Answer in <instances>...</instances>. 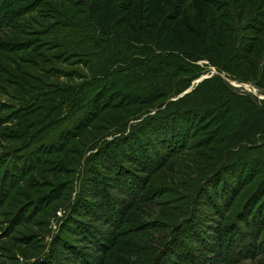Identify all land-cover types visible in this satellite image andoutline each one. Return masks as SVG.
<instances>
[{"label": "trees", "instance_id": "1", "mask_svg": "<svg viewBox=\"0 0 264 264\" xmlns=\"http://www.w3.org/2000/svg\"><path fill=\"white\" fill-rule=\"evenodd\" d=\"M18 1H0V93L6 97L5 100L0 98V143L9 141L14 144L11 148L0 151V197L3 194V205H7L6 213L9 214H12V205L18 201L24 203L17 209V214L13 215L16 216L15 226L31 221L35 212L43 208L35 218L40 216L37 224L41 232H44L43 226L53 213L54 206L50 203L52 198H33L30 197V192L39 190L47 183L56 184L59 193L71 187L72 178L61 181L59 177L77 171L74 168L80 160L75 156L77 150L93 146L89 141L90 137L94 138L96 144L106 136L120 133L112 140L102 141L105 144L89 155L91 160L84 161L80 191L74 207L66 214L61 234L57 237V247L54 250L48 249L45 253L42 251L41 256L30 264H103L104 255L97 260L98 255H93L95 251L90 249L87 254L79 246L78 242L83 249L91 248L88 240L94 243L95 248L100 247L103 251L119 247V257L124 255L125 260L141 262L142 247H149L147 243H152L151 232L158 227L164 228V231L166 224L171 226L163 220L148 222L142 218L141 224L129 226L133 221L131 213L136 208L141 210L138 214L150 217L147 214L150 211L148 204L162 207L169 201H162L158 196L153 198V191L147 190L155 175L163 170L169 163L168 160L181 153L197 149L196 147H209L216 151L215 155H223V160L215 165H226L225 170L228 168L230 171V165L243 162L242 169L237 172L239 176L246 165L243 160L247 154H228L254 129L264 125V109L247 97L228 98L225 103L215 104L216 100L224 97V90L230 87L222 85L218 75L204 79L193 86L190 92L177 98L178 94L190 88L192 80L200 74L196 61L208 58L204 54H187L179 48H163L159 41L163 31L170 30L181 18L186 4L183 0L176 2L173 13L167 16V27L162 26L160 32L153 37L154 42L148 34L151 32L150 21L157 11L156 0H138L141 11L147 17L145 21L139 18L137 27L132 24L134 21L131 19L135 17L132 14L135 0H130V7L121 0H63L72 7L84 9L83 11L89 8L92 15L90 19L93 21L79 18L83 11L76 15L54 6L50 9L52 20L48 22L37 18L32 20L34 17L31 19V6L28 4L19 8ZM205 1L208 6L199 9L203 21L208 16L216 17L223 7L236 8L232 0ZM35 4H38L37 0L32 5ZM116 12L122 14V18L114 23L112 29L119 30L118 25L123 22L126 24L123 33L112 32L100 24L103 17L109 22L107 19H112ZM16 13L28 15L22 23L11 22L17 17ZM257 14L251 19L254 24L248 28L254 29L253 37L248 38L243 51H237L240 53L237 56L241 58L254 50V39L264 32V12L259 16ZM226 15L228 14H224ZM219 16L221 17L220 14ZM96 17L100 20H94ZM218 25L222 27L224 37L228 38L224 33V25L210 19L206 27L212 31V38L218 32ZM9 26L13 29H8ZM88 29H92L94 34L91 35ZM24 31L37 34L32 36L35 37L33 40H28L31 37L22 38ZM134 33H138V40L133 36ZM195 35L202 34L197 32ZM231 45L229 39L222 47L228 50ZM40 48L45 49L38 52L37 49ZM51 63V66H43ZM216 81L221 85H212ZM107 93L109 94L106 96ZM5 110L6 114H1ZM140 118L143 119L131 124L128 129L132 119ZM70 119H76L74 127L68 131L69 134H63L60 144L55 141L43 142L40 147L34 148L49 126L56 127ZM213 121H218L216 128H213ZM206 126L208 129L213 128L211 132L199 141L194 140ZM255 138L256 134L253 139ZM74 139L76 142L81 140L84 146L72 148L73 144L70 143ZM97 145L98 143L96 148ZM176 148L179 149L174 152ZM239 148L246 150L245 146ZM129 165H136L133 168L137 172ZM250 166L245 177L241 175L238 179L233 178L234 183L227 184L228 177L224 176L214 182L222 193L227 185L230 191L236 185V190L229 194V199L234 195V198L239 197L258 171L256 161ZM235 173L232 171L229 175L235 177ZM34 174L37 181L32 180L33 178L26 179V175ZM53 175L58 177L56 182L50 180ZM42 176L47 179L41 178ZM19 187L28 194H24ZM88 203L92 208L84 206ZM249 211L250 215L243 220L241 233L237 229L232 231L231 227H222L218 236L216 235V241L207 245L205 250L202 248L200 254H194L197 251L191 247L190 242H197V239H192L191 235L196 230L198 233L202 232V239L210 243V239H207L210 236L208 231L204 228L199 230L201 226L196 228L195 220L190 216L177 220L165 239L166 252L161 254L160 250L153 259V264H199L195 258L203 256L204 251L213 252L211 256H203L201 264H231L230 257H240L242 254L241 247H254L264 235V205L254 213V209ZM159 212L163 214L162 211ZM222 232L227 236L226 249L222 239L220 240ZM243 233L248 242L242 240ZM154 237L159 238L156 234ZM172 237L174 238L171 239ZM6 238L12 240L8 236ZM212 239L215 240L214 237ZM35 241L26 248L19 244L23 256L28 255L25 251L27 248L36 247L30 246ZM229 245L233 250L231 252L227 250ZM159 253L161 256L158 258ZM116 262L125 263L120 258Z\"/></svg>", "mask_w": 264, "mask_h": 264}, {"label": "rangeland", "instance_id": "2", "mask_svg": "<svg viewBox=\"0 0 264 264\" xmlns=\"http://www.w3.org/2000/svg\"><path fill=\"white\" fill-rule=\"evenodd\" d=\"M121 1H124V5L130 7V0ZM135 1L132 13L135 17H132L131 19H133L134 21L132 22V24L137 27L139 18L145 21L147 16L146 13L141 11L142 8L139 1ZM177 1L178 0H156L157 11L153 16L154 18L150 21L151 32L148 34L149 38L152 37L151 41L154 42L153 37H155L158 32H160V29L163 25H165V28L167 27V16L173 13L174 6ZM183 1L186 4L185 8H183L181 18L175 22L174 26L170 28V30L163 31V34L160 35L159 41L164 46L163 48H179L182 52H185L187 54L193 56H200L204 54L208 58H201L196 61L197 66H199L198 71L200 74L192 80L193 82L190 88H188L185 92H181L180 94H178L177 98L186 94L188 90H192L193 86L198 85L204 79L210 78L213 75H218L221 78L219 82H221L222 85L226 84L230 87L229 89L224 90V97L216 100L215 104L225 103L228 101V98L238 99L241 97H247L251 101H254L255 104L261 106L264 109V32L258 34L257 38L254 39V50L252 52H250L245 58L237 56L240 54L239 52L237 53V51H243V49L245 48L244 45L247 44L248 38L253 37L254 35V29L248 28L251 26V24H254V21H251L254 15H256L259 11L260 12L257 14V16H259L261 12H264V0H232V2L235 3L236 8L223 7L220 9L219 13L221 17L219 16V14L216 17L208 16L206 21H203V15H200L199 12L200 8H206V6H208L205 0ZM222 1L225 2L224 0H221V2ZM33 2L34 0H19L17 4L20 6L19 8H23L24 6H27L29 4L28 6H31L30 11H32V13H30L32 14L31 19L34 17L32 20L37 18L42 22H48L52 20V11H50V9L54 6H58L64 9L66 12L76 15L84 10H80V7L78 6L72 7L71 5L65 3L63 0H37L38 4L32 5ZM243 8H246V11H243ZM21 14L22 13H16L15 16L17 17L11 22L22 23V20L26 18L28 14L26 16H21ZM224 14L228 15L224 16ZM79 16V18H81L82 20L93 21L92 19H90L92 15L89 12V8L83 11V14H80ZM121 18L122 14L116 12L113 14L112 19L110 17L107 19L109 20V22L105 20V17H103V19L101 20L96 17L94 18V20L99 19L100 24L106 26L112 32L123 33L126 26V24L123 22L118 25L119 30L112 29L114 23L117 20H121ZM210 19L224 25V33L227 34L228 38L224 37V35L222 34V27L220 25H218L217 27L218 32L216 36L212 38V31H210V29L206 27ZM200 22H203V24H201ZM3 26L6 27L7 25ZM34 28L36 29V27ZM8 29H13V27L9 26ZM88 32L91 33V35L94 34V31L92 29H88ZM197 32L201 33L202 35L196 36L195 33ZM35 34L37 33H26L24 31V35L22 36V38L28 39L31 37L28 40H33L35 37L32 36H34ZM133 36L135 37V39H139L138 33H134ZM229 39H231L232 45L230 49L226 50L224 47H222V44L229 42ZM13 40H15V38ZM37 44H35V46H37ZM44 49L45 48H40L37 49V51L41 52ZM51 65L52 63L43 66L46 67ZM86 72L88 73V71ZM216 82L212 85L217 84V87L220 83ZM87 90H91V88H87ZM108 94L109 93H107L106 96ZM0 98L2 100L6 99V97L3 96L2 93H0ZM6 112L7 111L5 110V113L1 114H6ZM142 119L143 118H140L138 120L132 119L128 124V129L131 124H134L136 121ZM75 120L76 119H70L68 122L57 125L56 127L49 126V128L41 135V140L34 148L40 147L43 142L50 143L51 141H55L56 144H60L63 138V134H69L68 131L74 127ZM213 122L215 123V125H213V128H216L218 121ZM211 129H208V127L206 126L203 129V132H201L200 135H198L194 140L199 141L203 139L207 134L211 132ZM255 134L256 138L253 139ZM118 135H120V133L117 135L106 136V138H104L103 140L101 139V142H97L98 148L95 147L97 143H94V138L90 137L89 141L93 146L88 147L85 150H77L75 156L80 158L79 162L74 165V168H77V171L75 173H73L72 171L69 174H62L59 177L61 181L72 178L73 184L71 185V187H68L66 190L59 193V190L57 191L56 184L47 183L43 185L39 190H33L30 192V197L33 198L39 196H41V198L46 196L47 199L52 198L50 203L52 206H54L52 208L53 213L48 220V223L43 226L45 230L44 232H41V228L37 224L40 216L35 218L38 212L43 208L35 212V214L33 215L34 218L31 219V221L18 227L15 226L16 216L14 217L13 215L17 214V209L23 206L24 203L18 201L17 203L12 205V214L6 213L7 205H3V194L1 195L0 216H2V219H0V224L2 227H0V264H30L35 262L42 253L48 252L50 249L54 250L57 247V237L61 234L66 214L68 213V211L72 210V207H74L73 205L77 198V193L80 191L83 173L85 170L84 161L91 160V157L89 155L93 152H96L99 149V146L105 144L102 143V141L104 142L106 140H112ZM13 145V142H2L0 143V151L4 150L5 148H11ZM70 145H72V148H79V145L83 147L84 143L81 140H78L76 142V140L74 139L70 143ZM240 146H245L246 150H242L241 148H239ZM46 148H48V146ZM196 148L197 149H193L189 152L185 151L181 153V155L174 157L172 160L167 159L169 163L152 179L147 190L153 191V198H156L158 196L162 201H169H167V203H164V206L162 205V207H157L153 203L148 204L147 207H150V211L148 210L147 214L150 215V217H144V215L138 214V211L139 213L141 211L140 208H136V210L131 213L133 221L129 223L130 227H136L137 225L141 224V218L142 220L148 222L163 220L165 223L171 224V226H168L166 224L164 231H162L164 228L158 227L151 232V234H153V239H151L152 243H147L149 244V247L147 245H144L142 247L141 256L143 257V259L141 262L137 261V263H135L131 260H125L124 255L123 257H119V255L121 254V248L119 247L114 250H105L106 252L103 251L100 247L95 248V246L93 245L94 243L90 240H88L89 246H91V248L89 249H83L81 243L78 242L81 249L86 251L87 254L90 253V249L95 251L93 255H98L97 260H99V257L101 258L102 255H104L105 257L103 264H118L116 261L119 258L123 262H125L124 264H153V259L155 258V256H157L160 250L161 254L163 253V251L166 252L167 242L165 241V239L168 233L171 231L172 227L176 225L177 220H183L188 216L195 220L196 228L201 226L200 228H198L199 230H201V228H204L210 234V236L207 237L208 240L210 239V243H206L202 239V237L200 236L202 232L198 233V231L196 230L194 234L191 235L192 239H194L195 237L197 239V242H190L191 247L193 246L194 250L197 251L194 254H200L199 251H201L202 248H204L205 250V247L207 245L211 244V242H215L218 236L217 233L221 231L222 227H231L232 231H235L237 229L236 231H240L241 233V226L244 225L243 220L250 215L249 210L254 209V213L257 211L258 207L261 208V206L264 205V191L262 192L264 187V125L262 124L261 126H258L256 129H254V131H252L251 134L244 139V141L236 145L234 150L228 154L229 156H239L245 154L246 152L247 155H245V158L243 160L244 162L246 161V165H244V168L239 176H237V172L242 169L243 162H238V164L235 163L234 165H230V171L228 170V168L225 170L226 165H215L217 162H221L223 160L222 154L215 155L216 151H213L214 149L209 147ZM178 149L179 148L174 149V152H177ZM232 152L234 153L233 155ZM56 154L57 156H59L58 153ZM212 155L214 156L211 157ZM110 158L112 159V156H110ZM254 161H256V164L258 165V171L254 174L253 177H251L253 178L252 181L246 184V188H244V191L239 195V197L237 196L236 198H234V195V197H231L229 199V194L231 192H234L237 186H232V191H230V188L227 185L226 189L222 193L220 191L221 189L217 187V183L214 181L219 180L224 176L225 178L228 177L227 184L234 183L233 178L238 179L241 175H243L244 177L246 176L251 168L250 164H253ZM257 161H260V163H257ZM27 164L28 162H26L25 166H27ZM129 166L133 168L136 165ZM134 171L136 170L134 169ZM232 171L236 172L235 177L229 175ZM35 175L36 174L26 175V179L33 178L32 180H36ZM41 178L47 179V177L44 176H42ZM57 178V175H53L50 180L56 182ZM19 190L23 191L24 194H28V192L24 191V189H22L21 187H19ZM214 191H216V193H214ZM232 198H234V200L231 204H228V201L232 200ZM57 199H59L58 202ZM84 206L87 208H92L89 203L84 204ZM159 211H162L163 214H160ZM154 212L157 214H155ZM198 219L199 221L201 220L202 223H199V221H197ZM157 223L158 222H156V224ZM127 226L128 224L125 225V228ZM13 228H15V231L11 232ZM154 234H156V236H159V238L154 237ZM7 236L12 240H8L6 238ZM243 236L244 238H242V240L248 242L247 237L244 233ZM213 237L215 238L214 241L212 239ZM173 238L174 237H172L171 239ZM233 238L234 234L232 237V243ZM14 239L18 242H14ZM221 239L226 249L227 236H225L224 232L221 233L220 240ZM33 240L36 241L30 246L36 247H29L30 249L27 248L25 251L28 253V255L26 257L23 256V254L21 253L22 250L19 249V244L24 245V247L26 248L27 246H29V243L33 242ZM199 244H201V246H198ZM150 247L154 249H151ZM170 248H172V245L170 246ZM241 249L240 252L242 254H240V257H237L235 255L230 257V261H232L231 264H264V235L262 236V238H260V240L254 247L251 248L249 245L243 248L241 247ZM209 250L212 249L209 248ZM227 250L230 252L233 251L231 250V246L230 248H227ZM211 252L213 251H209L208 253L204 251L203 256L205 257L206 254L208 256H211ZM160 253L158 255V258L161 256ZM203 256L201 255L200 257L195 258V260L199 262V264H201Z\"/></svg>", "mask_w": 264, "mask_h": 264}, {"label": "water", "instance_id": "3", "mask_svg": "<svg viewBox=\"0 0 264 264\" xmlns=\"http://www.w3.org/2000/svg\"><path fill=\"white\" fill-rule=\"evenodd\" d=\"M189 91H191V89H190V90H188L187 92H189ZM187 92H186V93H187Z\"/></svg>", "mask_w": 264, "mask_h": 264}]
</instances>
